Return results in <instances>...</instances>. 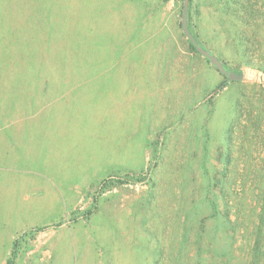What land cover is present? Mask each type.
<instances>
[{
	"label": "rangeland",
	"instance_id": "1",
	"mask_svg": "<svg viewBox=\"0 0 264 264\" xmlns=\"http://www.w3.org/2000/svg\"><path fill=\"white\" fill-rule=\"evenodd\" d=\"M2 233L0 264H264V0H0Z\"/></svg>",
	"mask_w": 264,
	"mask_h": 264
},
{
	"label": "trees",
	"instance_id": "2",
	"mask_svg": "<svg viewBox=\"0 0 264 264\" xmlns=\"http://www.w3.org/2000/svg\"><path fill=\"white\" fill-rule=\"evenodd\" d=\"M10 30L16 31L18 34L20 32L26 31V29H29L30 31V26L29 24H23L21 22H10ZM34 26H36V28H38L39 30V43H37V47H38V51H39V55L42 57V59H44V61H46V58L48 57V55L50 56L52 53V49L54 48V46L56 45V39L51 36V34L47 31V23L44 21H40L38 23H33ZM30 37H33L32 35H30ZM29 41V40H28ZM31 42H27L26 45L30 46L33 45V41H35L34 39L30 38ZM39 44V45H38ZM38 54V53H37ZM45 57V58H44ZM52 58V55L50 56ZM34 61H36L35 57H31L29 54L24 55V57H22L20 59V63L25 62V64L28 63H33ZM24 64V63H22ZM16 250L14 249L12 251V254L8 260V264H14L15 262V257H16Z\"/></svg>",
	"mask_w": 264,
	"mask_h": 264
},
{
	"label": "water",
	"instance_id": "3",
	"mask_svg": "<svg viewBox=\"0 0 264 264\" xmlns=\"http://www.w3.org/2000/svg\"><path fill=\"white\" fill-rule=\"evenodd\" d=\"M189 38L194 43L197 50L203 55H205L207 58H209L210 62L215 64L218 70L222 72L226 77H228L231 80H235V81H241L244 79L245 77L244 73H237V72L227 69L224 63L220 61L219 58L215 54L203 48L194 36H189Z\"/></svg>",
	"mask_w": 264,
	"mask_h": 264
},
{
	"label": "crops",
	"instance_id": "4",
	"mask_svg": "<svg viewBox=\"0 0 264 264\" xmlns=\"http://www.w3.org/2000/svg\"><path fill=\"white\" fill-rule=\"evenodd\" d=\"M4 233L0 234V245L3 243Z\"/></svg>",
	"mask_w": 264,
	"mask_h": 264
}]
</instances>
